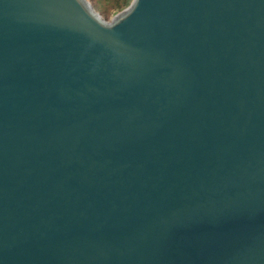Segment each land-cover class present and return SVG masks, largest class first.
Returning <instances> with one entry per match:
<instances>
[{"label":"water","instance_id":"95a60500","mask_svg":"<svg viewBox=\"0 0 264 264\" xmlns=\"http://www.w3.org/2000/svg\"><path fill=\"white\" fill-rule=\"evenodd\" d=\"M0 264H264V0H0Z\"/></svg>","mask_w":264,"mask_h":264},{"label":"trees","instance_id":"16d2710c","mask_svg":"<svg viewBox=\"0 0 264 264\" xmlns=\"http://www.w3.org/2000/svg\"><path fill=\"white\" fill-rule=\"evenodd\" d=\"M132 0H93L100 13L105 17L117 14L126 9Z\"/></svg>","mask_w":264,"mask_h":264},{"label":"rangeland","instance_id":"374dc122","mask_svg":"<svg viewBox=\"0 0 264 264\" xmlns=\"http://www.w3.org/2000/svg\"><path fill=\"white\" fill-rule=\"evenodd\" d=\"M86 1L91 5V7H92L93 10L95 11V13H97V14L101 17V19L104 20L105 22H110V21L113 19V17L116 15V14H115V15L112 14V15L109 16V17H105L103 14L100 13L99 9H98L97 6H96V3L93 2V0H86ZM117 14H118V13H117Z\"/></svg>","mask_w":264,"mask_h":264}]
</instances>
